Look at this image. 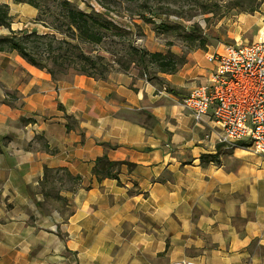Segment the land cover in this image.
Listing matches in <instances>:
<instances>
[{
	"label": "crops",
	"instance_id": "1",
	"mask_svg": "<svg viewBox=\"0 0 264 264\" xmlns=\"http://www.w3.org/2000/svg\"><path fill=\"white\" fill-rule=\"evenodd\" d=\"M10 54L0 56V264H264V154L226 146L209 116L183 105L210 78L200 50L155 79L135 66L54 79ZM101 157L121 163L99 179ZM64 172L72 187L54 178L51 196V173Z\"/></svg>",
	"mask_w": 264,
	"mask_h": 264
},
{
	"label": "rangeland",
	"instance_id": "2",
	"mask_svg": "<svg viewBox=\"0 0 264 264\" xmlns=\"http://www.w3.org/2000/svg\"><path fill=\"white\" fill-rule=\"evenodd\" d=\"M70 1L80 10L91 11L93 8L96 12H103L109 20L126 30L121 38L113 35L93 46L95 53L111 59L107 76L125 68L124 64L130 59V48L127 46L129 40L134 45L144 46L151 51L176 54L179 61L185 60L182 68L189 54L195 50H200L207 59V53L223 44L252 42L262 26L264 30V0ZM1 2L9 4L13 16L10 28L14 30L27 28L44 31L43 25L35 22L39 12H58L55 8L45 6L36 8L27 2L0 0ZM259 22L261 23L258 25ZM10 28L0 26V35L9 33ZM3 53H11L13 60L20 56L15 51H0V56ZM207 62L213 64L208 59L203 60V64ZM20 71L25 70L20 67ZM148 76H158L152 66ZM50 176L52 179L46 183V190L51 196H56L61 184L54 178L67 177L65 174L59 176L58 173H51ZM65 186L72 187L69 179H66Z\"/></svg>",
	"mask_w": 264,
	"mask_h": 264
},
{
	"label": "trees",
	"instance_id": "3",
	"mask_svg": "<svg viewBox=\"0 0 264 264\" xmlns=\"http://www.w3.org/2000/svg\"><path fill=\"white\" fill-rule=\"evenodd\" d=\"M27 2L36 8H55L58 12H39L35 22L41 23L44 31L27 28L11 29L12 14L7 2L0 3V26L10 28L9 33L0 35V51L17 52L31 65L50 73L54 79L69 73H78L94 78H106L111 59L101 53H95L94 45L103 43L113 35L126 30L109 20L103 12L80 10L70 0H13ZM59 34V35H58ZM130 59L125 63L123 71L131 65L137 66L149 79L152 66L157 73H173L181 68L185 60H178L172 52L151 51L144 46L134 45L130 40ZM131 64V65H130ZM72 70L73 72H69ZM121 161H109L99 158L95 173L99 179L111 175L112 167ZM70 181V174L64 172ZM64 178V177H62ZM48 180L41 182L44 186Z\"/></svg>",
	"mask_w": 264,
	"mask_h": 264
},
{
	"label": "built area",
	"instance_id": "4",
	"mask_svg": "<svg viewBox=\"0 0 264 264\" xmlns=\"http://www.w3.org/2000/svg\"><path fill=\"white\" fill-rule=\"evenodd\" d=\"M263 28V27H262ZM252 42L223 44L207 53L213 63L206 83L195 85L184 98L196 121L209 116L220 141L264 154V30ZM172 264H200L185 259Z\"/></svg>",
	"mask_w": 264,
	"mask_h": 264
}]
</instances>
